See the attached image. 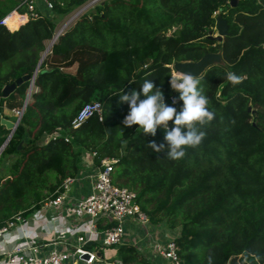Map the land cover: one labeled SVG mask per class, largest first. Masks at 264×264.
<instances>
[{
	"label": "trees",
	"instance_id": "1",
	"mask_svg": "<svg viewBox=\"0 0 264 264\" xmlns=\"http://www.w3.org/2000/svg\"><path fill=\"white\" fill-rule=\"evenodd\" d=\"M51 1V13L39 9L17 28L0 23V109L23 108L31 78L7 96L3 88L35 75L22 119L0 154V227L19 212L38 211L78 173L81 150L92 148L96 163L117 158L113 181L137 191L153 223L180 228L181 264H209V257L212 264H264V0H98L41 61L57 15L90 0ZM13 9L27 13L21 0H0V19ZM217 14L228 24L221 39L210 36ZM217 50L225 64L194 77L215 112L201 129L200 146L172 160L162 128L153 137L122 124L129 106L117 93L150 80L179 111L182 101L173 105L179 95L168 82L173 62ZM228 72L242 83L231 84ZM94 100L102 102V119L93 113L74 126L80 108ZM8 132L0 118V146ZM152 141L165 151L147 148ZM109 225L99 221L100 229ZM119 255L124 264H157L131 242L119 246Z\"/></svg>",
	"mask_w": 264,
	"mask_h": 264
},
{
	"label": "built area",
	"instance_id": "2",
	"mask_svg": "<svg viewBox=\"0 0 264 264\" xmlns=\"http://www.w3.org/2000/svg\"><path fill=\"white\" fill-rule=\"evenodd\" d=\"M21 1L27 13L13 9L0 19V23L13 29L8 19L15 14H25L27 18L29 15H38L40 0ZM41 1L46 9L53 10L51 0ZM34 80L35 75L31 80V88L35 87ZM12 111L16 115L24 113L23 108H13ZM93 113L99 114L102 119L101 101L85 103L73 121L74 126H79ZM97 153L92 148L80 152V169H84V177L91 181V189L86 195L74 196L73 186L81 179L79 170L77 174L67 176L56 189L55 196L47 199L38 211L30 215L19 212L0 227V264H124L111 250L123 242L127 230L126 220L133 218L147 233H151L149 226L153 222L142 209L137 191L113 181L112 171L117 158L105 156L100 159V163H96ZM62 218L66 220L65 223L60 221ZM102 219L105 224L111 222V225L100 229L99 221ZM49 222H53L51 227ZM138 225H134L135 230ZM166 228L157 251L171 264H181L179 246L175 241L180 228ZM61 231H64L66 239L73 241L71 247L59 246L62 242L59 238ZM92 240L100 241V252L87 246ZM132 241L133 244L141 242L138 237Z\"/></svg>",
	"mask_w": 264,
	"mask_h": 264
},
{
	"label": "clouds",
	"instance_id": "3",
	"mask_svg": "<svg viewBox=\"0 0 264 264\" xmlns=\"http://www.w3.org/2000/svg\"><path fill=\"white\" fill-rule=\"evenodd\" d=\"M226 79L233 85L242 83V78L233 72L226 73ZM168 82L170 88L179 93L172 101L173 105L182 101L179 111L166 103L162 89L150 80H145L140 90H133L128 94L122 91L116 95L120 97V104L127 103L129 106L122 124L125 127L138 125V132L142 131L144 136L153 137L162 128L167 144V157L180 160L185 157L187 148L201 145L206 136V132L201 129L215 119V112L209 110L210 101L203 94V88L199 87L200 81L191 74L172 73ZM170 121L173 122L172 127L169 126ZM146 147L157 153L165 151V144L157 145L155 141L147 143ZM209 264H212L211 257Z\"/></svg>",
	"mask_w": 264,
	"mask_h": 264
},
{
	"label": "crops",
	"instance_id": "4",
	"mask_svg": "<svg viewBox=\"0 0 264 264\" xmlns=\"http://www.w3.org/2000/svg\"><path fill=\"white\" fill-rule=\"evenodd\" d=\"M39 9L43 12H49L45 5L43 4V2L40 0L39 1ZM51 13V12H49ZM58 19L62 16V15H57ZM27 19V16L24 14L22 15L21 19L17 20V24L16 26H12V28H17L19 26V24L21 22H23L24 20ZM15 113L12 111V109L8 108V107H4L3 109H0V118H9V119H15L16 117H14ZM6 127V126H5ZM81 172V179L79 181V183L77 185H75L74 187V193L76 197H82L84 195H86L90 189H91V181L84 177V169H80ZM60 221H62L63 223H65L66 220H64V218H62ZM49 226L51 227L53 222H49ZM138 225L135 220L133 218H128L126 220V234L123 238V242L122 243H126V242H131L133 243L132 239L135 237H138L139 240H141V242L138 244H135L136 247L138 248L139 251H141L143 254L149 256L153 261H155V263L157 264H171L169 262V260L165 259L164 257H162L158 251H157V246L159 244V242L164 238V230L167 229L164 224L162 223H152V226H149V228L152 230L150 231L151 233H147L145 232V229L143 227H140L139 225L136 227V230L134 229V225ZM163 227H162V226ZM59 238L62 239V242H60L59 246L60 247H65V248H69L72 246L73 241L72 240H68L65 238V233L64 231H61L59 233ZM100 242V241H99ZM97 242L96 240H92L90 242V248L100 252V246L101 244ZM121 243V244H122ZM117 245L115 246L112 250L111 253L116 256V257H120L119 255V246L121 245Z\"/></svg>",
	"mask_w": 264,
	"mask_h": 264
},
{
	"label": "water",
	"instance_id": "5",
	"mask_svg": "<svg viewBox=\"0 0 264 264\" xmlns=\"http://www.w3.org/2000/svg\"><path fill=\"white\" fill-rule=\"evenodd\" d=\"M238 0H231V4L235 5ZM217 28L219 30V35H213L210 34L211 37H216L221 39L228 30V24L225 18L221 16V14H217ZM63 31H58L52 38L51 43L46 46L45 51L43 53V56L41 58V61L44 59L45 55L50 50L52 44L55 42V40L58 38V36ZM40 61V63H41ZM40 63L38 65L37 70L40 67ZM225 64V60L222 55L221 50L217 51H208L204 53L199 59L197 60H175L173 62V68L174 70L179 74H191L193 77H197L201 75L210 65L213 64ZM32 80L33 76L31 77L30 74H26L22 77H19L15 82L11 84H7L3 88L4 95L7 96L10 92H12L18 84H20L24 79H30ZM31 86L28 88L26 100L23 106V109L25 110L26 105L29 101ZM176 95H179L178 92H175ZM23 113L16 116L15 119H9V118H2L1 122L6 126L7 129H9V132L7 133V137L5 141L0 146V154L5 148V146L8 144L10 139L12 138L16 128L18 127L21 119H22ZM19 147H21V144H19Z\"/></svg>",
	"mask_w": 264,
	"mask_h": 264
},
{
	"label": "rangeland",
	"instance_id": "6",
	"mask_svg": "<svg viewBox=\"0 0 264 264\" xmlns=\"http://www.w3.org/2000/svg\"><path fill=\"white\" fill-rule=\"evenodd\" d=\"M98 0H90L89 2L83 4L82 6H79L77 8H75L73 11L62 15L59 19H58V24H57V31H65L70 25H72L77 18L85 11L89 10ZM213 31H210V34L213 35H219V30L217 27H215L214 29H212ZM55 33V34H56ZM52 39H49L46 41V46H48L51 43ZM177 73V72H175ZM178 74V73H177ZM14 117H16L17 115L14 114ZM12 156H9L5 159V162L8 163L9 160L11 159ZM73 190H74V186H73Z\"/></svg>",
	"mask_w": 264,
	"mask_h": 264
},
{
	"label": "bare ground",
	"instance_id": "7",
	"mask_svg": "<svg viewBox=\"0 0 264 264\" xmlns=\"http://www.w3.org/2000/svg\"><path fill=\"white\" fill-rule=\"evenodd\" d=\"M21 18H22V16H20V15H18V14H15L12 18H9V19H8V22H9L11 25L16 26V24H17V20H18V19H21Z\"/></svg>",
	"mask_w": 264,
	"mask_h": 264
}]
</instances>
